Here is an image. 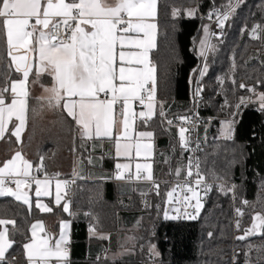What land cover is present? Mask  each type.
<instances>
[{
  "label": "trees",
  "instance_id": "1",
  "mask_svg": "<svg viewBox=\"0 0 264 264\" xmlns=\"http://www.w3.org/2000/svg\"><path fill=\"white\" fill-rule=\"evenodd\" d=\"M157 2V40L150 58L157 66L156 100L163 104L164 116L170 120L194 109L195 82L202 62L196 42L204 24L209 26L199 15L213 13L212 19H217V12L222 16L229 11V0ZM231 2L235 4L236 0ZM189 8L196 9L195 16L186 14ZM174 9L179 10L175 17ZM256 25L264 29V0H241L225 21L221 34L210 38L214 47L205 55L206 71L201 78L198 105L199 114L208 119L199 126L203 143L200 167L206 180L220 184L207 197L198 218L165 219L168 185L154 190L150 184L113 179L76 181L68 196L72 225L70 264L155 263L146 245L149 242L160 254L156 264H264V236L237 239L251 226L255 214L264 215V111L259 110L253 93L247 91L255 88L257 93H264V30H258L259 38L252 39L251 29ZM8 72L7 61L0 59V86ZM241 84L246 87L242 89ZM241 97H252L254 102L241 104ZM159 113L158 107L153 119L144 125L154 133L156 153L171 154L175 145L182 150L178 129L166 125ZM224 119L233 122L231 139L219 136ZM10 136L7 133L4 141L12 142ZM41 151V156L53 161L57 148L49 142ZM186 156L185 150L179 157L185 166ZM221 185L235 188L225 194L219 190ZM244 200L247 205L242 203ZM237 208L242 216L237 215ZM52 209V213L42 214L33 205L28 209L11 197H0V219L14 221L7 224L9 238L14 242L6 253L8 261L15 258L12 264H27L23 245L30 241L34 222L46 221L49 216L67 218L60 208ZM90 227L94 228L93 233L89 232ZM134 231L140 237L136 245L130 244ZM101 235L108 238L100 239Z\"/></svg>",
  "mask_w": 264,
  "mask_h": 264
},
{
  "label": "snow or ice",
  "instance_id": "2",
  "mask_svg": "<svg viewBox=\"0 0 264 264\" xmlns=\"http://www.w3.org/2000/svg\"><path fill=\"white\" fill-rule=\"evenodd\" d=\"M241 0L235 4L229 0V11L219 12L217 22L223 28L235 11ZM157 10V0H0V29L6 35L7 57L10 60L9 72L14 68L19 78L11 79V75L5 78L3 86H0V140L7 133L21 143V133L26 128L29 112V83H41V77H51L50 86L43 85L44 95L36 97L40 107L60 109L67 117L74 121L81 139L107 138L115 141L116 157H127L131 160L133 149L135 155L142 154L145 158L151 155L152 146L141 145V139H151L152 131H135V140L129 134V114L135 119L137 116L147 126L152 120L157 107V66L150 58L151 51L156 48L157 25L154 23ZM179 10H173V16L178 15ZM196 9L189 8L186 14L195 16ZM213 13H209V19ZM34 21V23H30ZM258 30H264L260 25L251 29V38L258 39ZM204 37L199 41L200 55L203 57L208 50L213 49L210 42V32L204 27ZM136 33V37L128 35ZM126 47L138 49L134 52H126ZM34 54V55H33ZM206 71V69H205ZM204 71L200 72L203 77ZM31 77V80H30ZM194 97L201 95L202 89L199 81ZM235 83V81H233ZM243 89L246 86L241 84ZM259 102L260 109L264 111V93H257L255 88H248ZM5 93L11 94L10 102H6ZM103 97V98H101ZM138 102L144 110L139 113L132 111V106ZM254 102L252 97H241L240 103ZM240 105H236L239 108ZM35 113L37 110L32 109ZM164 115L161 105L160 113ZM13 117L18 123H9ZM187 123L188 117H181ZM172 124L171 120L167 121ZM232 121L222 122L221 134L225 139H231ZM188 129L180 127L179 137L182 148L187 149L188 137L185 133ZM35 171L43 170V157ZM91 162V161H90ZM167 162V161H166ZM195 166V174L192 168ZM33 163L27 160L20 151H16L10 159L0 166V197L10 195L16 200L30 205L26 193L21 188H30L35 183V194L49 195L51 179L45 176L44 180L32 175ZM116 180L125 179L122 169H131V163H117ZM152 165L145 161L135 165V178L151 181L157 190L159 185L155 182L151 171ZM182 169H176L177 177ZM142 173H147L146 175ZM59 174L57 173L56 176ZM131 179V175L127 177ZM218 179V177H217ZM194 180V183H193ZM74 182V181H73ZM14 183L15 190L7 185ZM69 181L56 180L55 200L60 206L61 189L67 191ZM184 188L190 195H183V205L193 207V213H185V217L196 219L199 216L203 204L200 191L205 194L211 191L212 185L205 183V176L199 171V161L193 165L189 160L185 177ZM232 189H226L223 185L219 190L225 194ZM176 189L168 192L169 197H174ZM195 204H192V201ZM176 202L173 200L167 203ZM247 205L248 201H242ZM42 212H51L53 209L46 204L37 202L35 205ZM65 212H69V203L62 205ZM179 212L180 209H175ZM237 215L242 216L241 209H236ZM87 215V213H86ZM165 219L169 217L167 210ZM251 227L245 229V234L237 239L244 240L248 236H264V215L257 213L252 218ZM14 221L0 219V225H7ZM68 225L61 222L59 239L50 243L51 237L45 233L44 238L36 240V230L43 229L42 222L32 225V241L25 243L26 258L29 264H50L55 259L56 264H65L68 260L66 245L68 239L64 231ZM237 229L240 222H236ZM93 233L94 228L90 227ZM211 235V233L209 234ZM107 239L106 236H99ZM8 230L0 231V264H11L6 253L13 246ZM150 254L158 255L155 246L150 248ZM247 255V254H246ZM37 257L38 260H34ZM99 259V257H98Z\"/></svg>",
  "mask_w": 264,
  "mask_h": 264
},
{
  "label": "crops",
  "instance_id": "3",
  "mask_svg": "<svg viewBox=\"0 0 264 264\" xmlns=\"http://www.w3.org/2000/svg\"><path fill=\"white\" fill-rule=\"evenodd\" d=\"M154 23H156L157 25V29H158V2H157V10H156V17L153 21ZM30 23H34V21H30ZM156 29V32H157ZM128 35L132 36V37H136L137 34L136 33H129ZM156 40H157V36H156ZM124 51L126 52H134V51H138V49L133 48V47H126L124 49ZM34 55V54H33ZM5 57V58H3ZM0 59H5L7 61V65L9 66V64L11 63L9 58L7 57V45H6V35L4 34V32L2 31V29H0ZM8 71H9V67H8ZM9 75H11V79H17L19 78V74L15 73L14 68L11 70V73L8 72ZM31 80V77H30ZM41 83L43 85H47L50 86L52 83L51 77L48 75H43L41 77ZM41 83H29L28 88L30 90V97H29V112H28V119H27V125L26 128L22 131L21 133V141L24 143H17L16 138L13 136H10L11 141H4L0 140V166H2L3 162L10 159L11 156L16 152V151H20L22 153V155L29 160L30 162L33 163V171H32V175H36L37 178L44 180L45 176H47L48 178H53L55 177V179H51V184L49 186V195H41L40 197H37L35 194V183L33 182L30 188H21V192L26 193V195L28 196L29 200H30V205L29 204H25L22 201H18L15 199V197L10 196V195H5L8 197H11L12 199H14L15 201L25 205L28 209L33 205L40 213L42 214H50L51 212H42L40 209H38L35 205L37 202L42 203V204H46L49 207H56V208H60L62 211V214L65 215L67 218L66 219H62L59 220V217L55 216V217H51L49 216L47 218L46 221H36L33 224L37 223V222H42L43 224V229H37L36 230V240L39 241L41 239L44 238L45 233L48 234L49 237L52 238V240H50V243H54L55 239H59V235L61 232V222H64L68 225L67 228L64 229L68 242L71 243V232H72V225H71V207H70V203L68 201V196L70 194H66V191L62 188L61 189V201H60V206H57L56 204V200H55V195H56V189H55V183L56 180H68V179H74L75 181H108L110 179H113V181H117V182H121V183H127V182H123V181H119L116 180L115 174L117 172V169L115 167V165L117 163H131V169H122L121 171L124 173V175L126 176L128 173H133L135 175V165L137 162L139 163H144L145 161H147V163L152 165L151 171L153 173L154 179L155 181H161V180H167V179H177V178H183L186 175V166L184 163L183 159H180V155L183 154V152L186 150L185 148L181 147L180 144V137L177 131V140H178V144H179V148H182V150H178L177 149V145H175L173 147L172 152L173 153H169L167 151V154H165L164 156L160 153L158 155V153H156L155 150V142H154V136L151 139H141L139 142L141 143V145L144 144H149L152 146L151 148V155L147 158L144 157L143 155V149H142V154L137 157L135 155V150L133 149V155L131 160L127 157H116L115 155V141L114 140H109L107 138H93L92 140H87V139H81L79 136V131L75 126L74 121L71 120V118L67 117L66 113H63L60 109H49L46 106L44 107H40V104H38V101L36 99V97H39L41 95H44L43 92V87L41 86ZM5 96L7 97L6 102H10L11 100V94L10 93H5ZM102 98V97H101ZM36 102V117L38 119L36 120H31V115H30V111H31V105L32 103ZM157 107H156V112L158 107H160L159 104L163 105L162 103H160L159 101H157ZM258 102V101H257ZM259 103V102H258ZM141 110H144L142 107L141 108H136L135 104H133L132 106V111L139 113ZM155 112V114H156ZM155 116V115H154ZM138 116L134 119L131 114H129V134L130 136L133 137V139L135 140V131H150L147 128H144V124L138 123ZM42 119H58V121L55 122H44L41 121ZM59 119L61 122H59ZM65 121V122H64ZM14 123H18V121L15 120V117H13L12 121L9 123V127L11 128L12 124ZM58 123H61V125L63 124V126H65V128H69V131H71L72 133H75V142L74 145H77V152H73L72 153V157L69 160L68 154H62V157L60 159H63V161L66 162V165H69L71 167V172L68 174L67 172V178H64L63 174L64 172H62L61 169H59V167L61 165H65L62 162H56V160L54 159H58L59 157L57 156L56 153V157H54L53 161H48L45 156H41V149H42V145L40 146H33V143H26L25 139L26 137L31 134L30 130L32 127H35L36 130L33 135H35V137H39V134H44L47 135V141H45L46 143H54L56 140L54 137V135L59 136V134L61 132L64 131H58L55 130V127L61 126ZM65 124V125H64ZM179 130V129H178ZM74 131V132H73ZM7 135V134H6ZM53 135V136H52ZM6 137V136H5ZM54 137V138H53ZM59 139V138H58ZM61 139V138H60ZM60 139L58 141H60ZM75 150V148H74ZM58 154H60L58 152ZM40 156V157H39ZM41 157H43V170L40 172H36L35 168L36 166H38L41 163ZM163 157L165 159V163H164V168L161 170V162L163 160ZM62 161V160H61ZM91 161V162H90ZM167 161V162H166ZM177 168H181V174L179 177H177L176 175V169ZM162 171V172H161ZM66 172V171H65ZM59 174L58 176H56V174ZM144 175H146L147 173H142ZM75 183V182H74ZM73 183V184H74ZM143 184H150L152 185L151 181L145 180L143 179ZM72 184V185H73ZM153 186V185H152ZM154 188V187H153ZM15 190V189H14ZM69 203V212H65L63 210V203L65 202ZM32 224V225H33ZM32 225L30 227V241H32ZM54 226H56V229L54 231ZM5 228H7V225H1V229L0 231L4 230ZM28 242V243H29ZM71 255V253H70ZM70 255L68 257V259L70 260ZM24 257H25V261L27 264H29V261L26 258V253H25V249H24ZM34 260H38L37 257H34ZM50 264H56L55 259H51L50 260Z\"/></svg>",
  "mask_w": 264,
  "mask_h": 264
},
{
  "label": "built area",
  "instance_id": "4",
  "mask_svg": "<svg viewBox=\"0 0 264 264\" xmlns=\"http://www.w3.org/2000/svg\"><path fill=\"white\" fill-rule=\"evenodd\" d=\"M209 14L206 15L205 17L202 15H199V18L211 23L210 26V38L213 37H217L221 34V27H219L217 19H209ZM204 59L205 56L202 57V62L200 64V68L198 70V74H197V78L196 81H199V87L201 88V76H200V72L204 71ZM197 87V83L195 82V88L194 91ZM103 98V97H102ZM199 96L198 97H194V109L191 113H189L186 116H175L173 119H170L172 121V124H168L167 121L168 119L165 118V116L163 115V121L166 125L170 126V127H174L177 129H180V127H185L188 129V132L185 133V135L188 137V145H187V162H186V174H187V170H188V163L189 160H191L193 162V165H195V163L197 161H199V171L201 173V167H200V151L202 149L203 143L200 141L199 139V126L202 122L205 121L204 117L201 116L199 114L198 111V105H199ZM136 108H141L142 106L138 103L135 102L134 103ZM161 107V104H159ZM163 107V105H162ZM181 117H188L189 121L187 123H185L184 121H182L180 118ZM138 123L144 124L140 118H138ZM193 173L195 174L196 172V168L195 166L192 168ZM131 175V179H128L127 177ZM202 175V173H201ZM186 177V175H185ZM185 177L183 178H177V179H167V180H161V181H155L158 185H168L170 190L169 192H171L173 190V188L176 189V192L174 193V197H169V201L173 200L176 202L173 203H169V208H168V213L170 215V217H177L176 219H172V220H177V221H192L193 219H189L185 217V213H193L194 212V208L193 207H188L186 205H183V195L187 194L190 195V193L186 192V189L184 188V182H185ZM67 181H69V187L66 191V194H70L71 193V187L72 184L74 182H76L74 179H68ZM74 181V182H73ZM119 181H123V182H127V183H142L143 179H136L135 175L133 173H128L125 176V179L119 180ZM152 183V182H151ZM194 183V180H193ZM205 183L207 184H211L212 185V189L211 191L207 192V194H205V192L203 190H199L200 191V196H201V203L204 205V203L207 200V197L212 193L214 187L218 184L214 181H210V180H206L205 179ZM153 185V184H152ZM8 187H11L13 190L16 188V185L14 183H9L7 185ZM156 188H154L155 190ZM167 198V199H168ZM192 204H195V201H192ZM175 209H180L179 212L175 211ZM202 210V208H201ZM201 212V211H200ZM200 214V213H199ZM198 218V217H197ZM196 218V219H197ZM171 219V218H170ZM194 219V220H196ZM67 250H68V254L70 255L71 253V243L68 242V244L66 245ZM69 257V256H68ZM15 260V258L12 259V261ZM10 261V262H12ZM12 264V263H11ZM65 264H70V260L68 259Z\"/></svg>",
  "mask_w": 264,
  "mask_h": 264
},
{
  "label": "rangeland",
  "instance_id": "5",
  "mask_svg": "<svg viewBox=\"0 0 264 264\" xmlns=\"http://www.w3.org/2000/svg\"><path fill=\"white\" fill-rule=\"evenodd\" d=\"M205 26H207L208 28H209V32H210V26H211V23H209V26L207 25V24H204V26H203V28H202V34H201V37H200V39L196 42V48H197V52L200 54V43H199V41L204 37V31H203V29H204V27ZM207 53V52H206ZM204 71H205V69H204ZM32 109H36V102H34L33 101V103H32V105H31V111H30V115H31V120H36V119H38L37 117H36V112L34 113L33 111H32ZM41 121H44V122H57L58 121V119H42ZM225 121H232V120H230V119H224L223 121H221V127H220V129H219V136L220 137H223V135L221 134V128H222V122H225ZM59 122H61L60 121V119H59ZM65 122V121H64ZM59 125H61V123H58ZM65 125V124H64ZM232 126H233V123H232ZM55 130H58V131H64V134H63V132H61L60 134H59V136H57V135H54V137H56L55 138V142H54V146L57 148V156L59 157L58 158V160H57V162H62V163H64L65 165H61L60 167H59V169H61L62 170V172H64V173H62L63 175H67V172H68V174L71 172V167L69 166V165H66V162L65 161H60V158L62 157V154H68V157H69V160H70V158L72 157L71 155H72V153L73 152H77V147H76V145H74V142H75V133H72L71 134V131H69V128L67 127V128H65V126H63V124L61 125V126H58V127H55L54 128ZM35 130H36V128L35 127H32L31 128V130H30V132H31V134H29L27 137H26V139H25V142L28 144V143H33V146H40L43 142V145L46 143L45 141H47L46 139L48 138L47 137V135H44V134H39L38 136L39 137H35V135H33L34 133H36L35 132ZM74 132V131H73ZM178 134H179V130H178ZM53 136V135H52ZM53 137V138H54ZM60 139V141H58L59 139ZM22 143H24V141L22 142ZM42 145V146H43ZM74 148H75V150H74ZM58 152L60 153V154H58ZM66 171V172H65ZM218 184L217 185H219L220 184V182H217ZM169 201V198L167 199V202ZM166 202V205H165V207H164V213H165V211L167 210V212H168V208H169V203H167ZM163 213V214H164ZM168 215H169V213H168ZM165 216V215H164ZM169 217H170V215H169ZM170 219V218H169ZM252 225V224H251ZM249 227H251V226H249ZM248 227V228H249ZM248 237H251V236H248ZM139 235L138 236H136L135 235V231L132 233V235H131V242H130V244H132V245H136L137 243H138V240H139ZM147 245V248H148V251H149V253H150V248H151V246L152 245H154L153 243H151V242H149V243H147L146 244ZM155 246V245H154ZM155 252L156 253H158V255H152L153 256V258H154V260H156L157 262H158V259H159V257H160V254H159V252L157 251V249L155 248ZM119 256H121V252H118V257ZM157 262H155V263H153V262H151L150 264H156Z\"/></svg>",
  "mask_w": 264,
  "mask_h": 264
},
{
  "label": "bare ground",
  "instance_id": "6",
  "mask_svg": "<svg viewBox=\"0 0 264 264\" xmlns=\"http://www.w3.org/2000/svg\"><path fill=\"white\" fill-rule=\"evenodd\" d=\"M199 98H200V96H199ZM199 101H200V100H199ZM204 119H205V121H206V120H208V119H207V118H205V117H204ZM205 121H204V122H205ZM71 191H72V187H71ZM70 194H71V193H70Z\"/></svg>",
  "mask_w": 264,
  "mask_h": 264
}]
</instances>
